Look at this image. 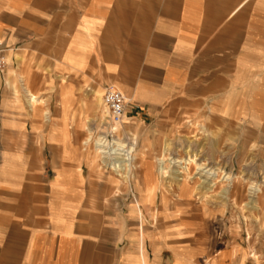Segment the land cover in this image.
I'll return each mask as SVG.
<instances>
[{
    "label": "crops",
    "instance_id": "1",
    "mask_svg": "<svg viewBox=\"0 0 264 264\" xmlns=\"http://www.w3.org/2000/svg\"><path fill=\"white\" fill-rule=\"evenodd\" d=\"M0 44V264L109 260L108 227L89 208L105 195L90 194L78 142L90 91L103 98L110 86L129 99L124 137L127 120L139 125L165 108L203 105L216 127L264 147V0H0ZM25 89L40 108L27 104ZM138 150L133 203L138 186L158 180L151 148ZM124 212L115 221L116 264L222 261L221 253L209 258L193 209L166 212L174 219L145 232L143 262L137 228H121L138 219Z\"/></svg>",
    "mask_w": 264,
    "mask_h": 264
},
{
    "label": "rangeland",
    "instance_id": "2",
    "mask_svg": "<svg viewBox=\"0 0 264 264\" xmlns=\"http://www.w3.org/2000/svg\"><path fill=\"white\" fill-rule=\"evenodd\" d=\"M98 93L102 95L100 89ZM38 103L40 105H37ZM42 103L43 101L34 102L35 110L40 108ZM87 106V123L83 124V135L78 142L87 150L85 157L88 161L94 152V138L105 132L109 114L107 110V117L104 120L103 107H96L91 91ZM127 121L123 125L127 136L119 134V138L130 144L134 143L135 146V169L130 175H126L129 177L117 176L103 167L98 160L83 167L88 178L90 194L96 195L102 190L105 195L104 203H89L94 219L98 224L104 222L108 227L106 231L109 236L106 244L112 251H106L109 260L105 264H116L115 249L121 244L113 237L119 230L115 221L119 216H124L126 206L129 214L135 215L138 221L130 224L127 222L121 228L126 230L137 228L134 237L137 245L140 242L141 230L145 241V232L151 234L160 232L167 221L174 219L172 216L165 219L164 213L172 211L176 215L183 211L186 216H191L194 209L196 212L199 211L202 219L204 241L209 243L210 248L209 258L215 253H221L219 258L222 261L218 264H264V147H258L255 140L240 141V134L235 128L216 127L209 118L207 107L203 105L165 108L158 117L139 125L132 124L131 120ZM89 132L92 135L91 140L83 145L82 142ZM31 142L33 137L29 132L25 136V144L31 145ZM166 142L168 145L164 152L167 156L186 158L190 154H196L203 163L219 169L218 176L211 181L214 183L213 188L205 191L198 187L202 177L200 178L199 171L194 165L189 166L190 174L188 173L186 180L180 184L170 179L161 180L156 168L158 180L146 183L145 187L148 190H142L139 186L136 188L145 198L140 206L142 215H139L137 207L133 202H129L128 198L135 194L132 182L138 179L141 173L140 160L143 151L138 148L141 143L151 148V158L157 167V158L164 153L163 146ZM40 145H43L42 142ZM221 171L228 173L231 180H222ZM251 183L257 184L260 188L256 197V208L251 207L253 204L250 202ZM157 188L158 201L154 202L153 196ZM224 188H229L226 198H223L221 193ZM182 192L188 194L190 198L182 197ZM139 225H142L141 230ZM145 245L149 250V242ZM154 248L158 247L154 246L153 250ZM143 251L144 254V243ZM228 252L231 254L230 257Z\"/></svg>",
    "mask_w": 264,
    "mask_h": 264
},
{
    "label": "bare ground",
    "instance_id": "3",
    "mask_svg": "<svg viewBox=\"0 0 264 264\" xmlns=\"http://www.w3.org/2000/svg\"><path fill=\"white\" fill-rule=\"evenodd\" d=\"M24 92H25V97L27 98V104L30 107H32L33 103L37 101L36 96L33 93H31L28 89H25ZM91 93L95 98L96 107L97 108L103 107V119L106 120V117H107V109L106 108L107 107H106L105 103L103 102L102 95L100 93H98V90H96V89L93 90ZM104 114H106V115L104 116ZM104 120H103V123H104ZM123 120H124V118H123ZM122 124H123V122H122ZM122 124L117 127L118 132L120 131ZM91 136H92L91 132H89V135L85 138V140L82 142V144L83 145L87 144L91 140ZM114 141L117 145V149L119 152L118 159L120 162V164L118 165L119 169L114 170L115 171L114 173L117 176H126L128 173L129 167L131 166L132 160L136 159V157L134 155L135 154L134 143L130 144L129 142H126L125 139L119 138V136ZM102 142H103V138H102L101 134L97 135L94 138V141H93V151L94 152L90 155V158L88 160L89 164L94 163L97 160L101 161V163H105V161H104L105 157H103L102 151H101L102 150L101 149ZM167 145H168L167 142L164 143L163 152L166 150ZM168 150L169 149H167V152H168ZM190 165H194L196 170L199 171L200 178L202 177V179H200L201 183L198 185V187L205 189V191L209 190L210 188H213L212 186L214 185V183L211 181H212V179H215L218 176L219 169L203 163L202 161H200L197 158L196 154H190L186 158H175L172 156H167V154H165V152H164V153H162V155L159 158H157V167L156 168H157V171H158V174H159V177L161 180L170 179L171 181L179 182V184H180V182H184L186 180V177L188 176V173L190 171L189 170ZM221 172L223 173L221 175L222 180H225V181L231 180L230 179L231 177L228 173L223 172V171H221ZM126 177H129V176H126ZM190 178L191 177H189V179ZM179 184H176V186ZM249 190H250L251 197H252L250 202L253 203L251 207L256 208L257 207L256 197H257V193L260 192V188L257 184L251 183L249 186ZM228 192H229V188L222 189V191H221L222 197L226 198ZM144 199L145 198H144L143 193H141L139 197L134 199V203H135V206L137 207V212L139 215L141 214L140 205L143 203ZM138 227H139V230H141L142 225L141 226L139 225ZM140 234H141V237H140L139 248L141 249V257H142V261L144 262L145 255L143 254V230H141Z\"/></svg>",
    "mask_w": 264,
    "mask_h": 264
},
{
    "label": "built area",
    "instance_id": "4",
    "mask_svg": "<svg viewBox=\"0 0 264 264\" xmlns=\"http://www.w3.org/2000/svg\"><path fill=\"white\" fill-rule=\"evenodd\" d=\"M5 65L4 48L0 44V71L3 70ZM103 102L105 103L108 110V122L105 132L101 133L103 138L101 151L105 163H102L103 167L109 169L112 172L119 169V152L115 139L118 138L119 132L117 127L123 122V118L127 113V107L129 105V99L124 96L119 90H116L110 86L105 88L103 94ZM135 159L132 160L131 166L129 167L127 175L135 169Z\"/></svg>",
    "mask_w": 264,
    "mask_h": 264
}]
</instances>
